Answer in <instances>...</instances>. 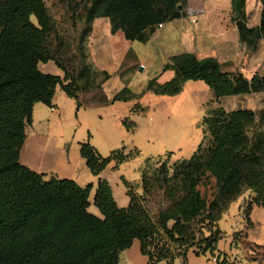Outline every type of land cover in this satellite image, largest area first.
Listing matches in <instances>:
<instances>
[{
	"label": "trees",
	"instance_id": "16d2710c",
	"mask_svg": "<svg viewBox=\"0 0 264 264\" xmlns=\"http://www.w3.org/2000/svg\"><path fill=\"white\" fill-rule=\"evenodd\" d=\"M180 1L90 0L85 17L91 28L95 17L108 16L113 33L146 42L159 23L182 15ZM232 3L242 42L257 49L264 37V0L255 26L248 24L246 0ZM55 28L45 0H0V264H119L121 252L136 238L150 264H174L190 249L217 252L223 231L216 222L225 207L245 189L255 193L247 215L254 203L264 205V109L246 112L223 105L208 109L196 150L176 162L171 173L170 167L165 169L170 203L156 217L131 191L129 204L119 205L110 182L102 177L93 197L98 215L89 209L92 182L81 185L72 178H47L20 161L35 102L52 105L58 84L78 98L75 80L48 44ZM50 59L64 70L63 76L39 68L40 61ZM169 68L175 71L173 77L160 81L154 76L147 89L177 94L188 79H202L216 96L264 90V73L255 71L248 77L225 71L212 55L175 53L164 65V70ZM134 95L125 85L106 102ZM80 151L94 174L112 159L119 163L139 152L126 153L123 146L104 156L89 139L81 142ZM204 176L213 179L212 199L199 188Z\"/></svg>",
	"mask_w": 264,
	"mask_h": 264
},
{
	"label": "rangeland",
	"instance_id": "374dc122",
	"mask_svg": "<svg viewBox=\"0 0 264 264\" xmlns=\"http://www.w3.org/2000/svg\"><path fill=\"white\" fill-rule=\"evenodd\" d=\"M45 1L56 23L55 31L49 35V47L55 51L61 64L68 70L71 79L75 80L74 89L77 91L78 99L81 97L84 102L104 103L109 101L114 92L125 84L135 93L128 101H122L123 106L120 110L127 111L125 113L127 116L120 120L114 119V122L122 129V139L126 140V145L129 148L135 146L139 149L137 157L122 162L120 169L113 170L115 173V178L112 177L113 188L116 200L121 206L129 203L130 197L127 191H131L132 195L141 199L155 217L161 209L169 205L170 200L165 195V169L170 167L171 173L176 162L190 157L196 150L204 135L202 117L208 109L218 105H223L227 110L238 109L246 112H258L264 109V90L216 96L209 85L201 79L191 80L190 83L187 81V85H184L187 93L182 96L183 98L180 93H157L147 89L149 80L156 75H161L163 71L164 51L160 48L162 45L165 48L166 45H173L177 42L178 34L176 33L178 32L173 29L175 22L170 21L166 22L163 31L168 30L171 34L164 39L159 47L160 50L151 47L148 51L140 52L139 59H135L136 65L131 67V70H122L118 73L119 77L114 74L113 79L108 83L106 80L111 74L108 76L105 70L99 68L92 59L90 48L87 45L88 35L93 26L91 23V28L88 27L89 24L85 17L86 6L90 4V0ZM214 1L216 0H181L180 3L182 4L181 9L188 11L191 7H199L202 3L215 4ZM261 3L262 0L250 1L249 20L251 23L259 20ZM222 8L220 12L218 7H215V18L224 20L223 15H225V19L228 20L231 14L229 2H226ZM180 21L182 24L185 22L193 24L187 17H181ZM108 33L106 31V34ZM156 41L160 42L161 39ZM258 42L257 49L250 48L245 42L241 43L238 57L220 54L223 62L221 68L232 73L243 72L248 77L254 71L263 74L264 38L259 39ZM137 44L141 45V42L137 41ZM151 45H154V40ZM123 94L127 95L128 92L125 91ZM124 118L127 119V123ZM91 122V130L101 134L103 123L98 121V116L92 118ZM122 174L127 177V183ZM199 188L209 199L214 197L213 179L209 176L201 179ZM243 195L247 196L244 207L246 211L248 201L255 193L251 189H245L232 200L221 214V216H228L227 221L238 217ZM221 216L217 223L220 226L229 227L230 225ZM173 223L172 219L168 222L170 226ZM247 247L252 251L250 255H255L260 259L264 258L263 248L253 245ZM124 253L126 252L121 254L122 260H119V264H126ZM207 254L212 264L219 263L213 260V254L210 251Z\"/></svg>",
	"mask_w": 264,
	"mask_h": 264
},
{
	"label": "crops",
	"instance_id": "0c3cea01",
	"mask_svg": "<svg viewBox=\"0 0 264 264\" xmlns=\"http://www.w3.org/2000/svg\"><path fill=\"white\" fill-rule=\"evenodd\" d=\"M216 1H214L215 4L211 2L202 3L199 7H191L188 11L182 9L181 16L168 20L175 22L173 29L178 32L176 33L178 34V38L177 42L173 45H166L165 48L162 45L160 48L164 51L165 59L162 74L158 75L160 81H166L173 77L175 71L171 68L164 70V65L169 60V57L175 53L191 51L199 57L212 55L217 57L221 61V64H223L221 55L239 56L241 43L243 42L240 38L237 23L233 19L232 0ZM250 1L246 0L247 19L250 26H255L259 24L260 16L258 21L254 23L250 22ZM226 2L230 4L231 14L229 19L226 20V16L223 15L224 20H218L215 18V7H218L221 12L222 6ZM181 17L190 18L193 24L187 22L182 24V21H180ZM166 22H163L161 26L158 25L148 41L143 42L138 39H128L122 32L113 33L108 16L94 18L92 30L90 35H88L87 45L90 48L92 59H94L99 68L111 74L110 78L106 80L108 83L113 79L114 74L119 77L118 73L122 70H131V67L136 65L135 59H139L140 52L148 51L151 47L159 49L164 39L171 34L168 30L163 31ZM106 31L109 33L106 34ZM158 39H161V41H156ZM153 40L154 45H151ZM137 41H140L141 45H138ZM39 68L44 72L59 74L61 76L65 74L64 70L53 59L40 61ZM242 68L244 69L243 66ZM122 79L125 80V78ZM191 80L194 79H188L187 81L190 83ZM187 81L185 82L186 85ZM195 82L197 83V81ZM199 85L205 86L202 83H199ZM179 93L181 97L184 96L187 93L186 88L183 87ZM128 100L88 103L82 101L81 97L78 99L68 94L58 84L53 96L52 105H48L43 101H37L34 104L32 121L26 125V139L20 151V161L38 172L45 173V177L47 178L53 175L59 178H72L81 185L92 182L89 209L101 215L98 206L96 208V205L93 203L98 179L100 177L108 179L113 195L117 199L112 182V177L115 178L113 170L120 169L123 164L122 162L137 157L139 152L119 163L115 159H112L99 174H94L89 168L85 157L81 154V142L89 139L104 156L109 155L114 149L122 148L123 146L126 153L131 151V149H138L135 146L129 148L126 145V140L122 139V129L114 122V119L120 120L127 116L125 114L127 111L120 110V108L123 106L122 101L126 102ZM114 107L116 109H112ZM96 116H98V121L103 123V132L101 134H97L94 130H91V119H94ZM123 177L127 179L124 175ZM246 199L247 196L243 195L237 218H231L227 221V215L221 216L230 225L229 227L220 226L216 222L217 226L223 231L222 237L217 242L216 251L221 252L220 259L217 260L219 261L218 264H264V258L260 259L255 255H250L252 251L248 250L247 247L248 245H253L264 249V205L254 203L249 215H247L246 211H244ZM123 252H126L124 253L126 264H150L148 256L141 251L140 241L137 238L121 254ZM121 254L120 260H122ZM223 258L225 259L224 261ZM162 263L164 264V262H160V264ZM174 264L212 263L207 253H197L190 249L185 257H177Z\"/></svg>",
	"mask_w": 264,
	"mask_h": 264
},
{
	"label": "built area",
	"instance_id": "2783aa9c",
	"mask_svg": "<svg viewBox=\"0 0 264 264\" xmlns=\"http://www.w3.org/2000/svg\"><path fill=\"white\" fill-rule=\"evenodd\" d=\"M163 23H159V26H161ZM220 259V254H219V252H215L214 254H213V260L214 261H217V260H219Z\"/></svg>",
	"mask_w": 264,
	"mask_h": 264
},
{
	"label": "water",
	"instance_id": "95a60500",
	"mask_svg": "<svg viewBox=\"0 0 264 264\" xmlns=\"http://www.w3.org/2000/svg\"><path fill=\"white\" fill-rule=\"evenodd\" d=\"M179 8H182V4L181 3H179Z\"/></svg>",
	"mask_w": 264,
	"mask_h": 264
}]
</instances>
